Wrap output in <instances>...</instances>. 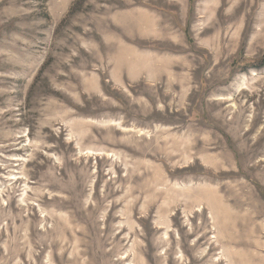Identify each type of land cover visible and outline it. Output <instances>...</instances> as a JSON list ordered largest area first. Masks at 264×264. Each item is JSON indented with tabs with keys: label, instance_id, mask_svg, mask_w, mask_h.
<instances>
[{
	"label": "rangeland",
	"instance_id": "374dc122",
	"mask_svg": "<svg viewBox=\"0 0 264 264\" xmlns=\"http://www.w3.org/2000/svg\"><path fill=\"white\" fill-rule=\"evenodd\" d=\"M0 0V264H264V0Z\"/></svg>",
	"mask_w": 264,
	"mask_h": 264
},
{
	"label": "trees",
	"instance_id": "16d2710c",
	"mask_svg": "<svg viewBox=\"0 0 264 264\" xmlns=\"http://www.w3.org/2000/svg\"><path fill=\"white\" fill-rule=\"evenodd\" d=\"M83 0H76L75 4L77 5V3H80Z\"/></svg>",
	"mask_w": 264,
	"mask_h": 264
}]
</instances>
